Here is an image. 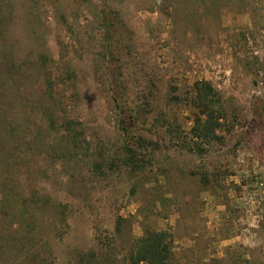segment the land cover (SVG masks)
<instances>
[{
  "label": "rangeland",
  "instance_id": "obj_1",
  "mask_svg": "<svg viewBox=\"0 0 264 264\" xmlns=\"http://www.w3.org/2000/svg\"><path fill=\"white\" fill-rule=\"evenodd\" d=\"M146 227L264 264V0H0V264H130Z\"/></svg>",
  "mask_w": 264,
  "mask_h": 264
},
{
  "label": "trees",
  "instance_id": "obj_2",
  "mask_svg": "<svg viewBox=\"0 0 264 264\" xmlns=\"http://www.w3.org/2000/svg\"><path fill=\"white\" fill-rule=\"evenodd\" d=\"M195 100L199 113L194 118V124L190 129L194 144L202 147L203 142L219 138L217 130L221 125L222 105L216 99L215 88L207 81H198L194 85ZM76 139L79 131L70 123ZM198 140V141H197ZM202 143H200V142ZM127 164L131 166L134 173H138L145 167L144 154L138 147L128 149ZM136 185L134 184L133 191ZM172 235L167 230L146 227L142 236L136 239V249L130 256V264H173Z\"/></svg>",
  "mask_w": 264,
  "mask_h": 264
}]
</instances>
